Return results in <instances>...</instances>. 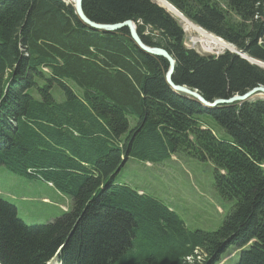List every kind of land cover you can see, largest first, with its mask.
I'll return each mask as SVG.
<instances>
[{
	"label": "trees",
	"instance_id": "obj_1",
	"mask_svg": "<svg viewBox=\"0 0 264 264\" xmlns=\"http://www.w3.org/2000/svg\"><path fill=\"white\" fill-rule=\"evenodd\" d=\"M167 1L264 62V0ZM83 7L97 23L135 22L146 45L176 59L174 83L210 102L264 86V69L238 54L186 47L153 0ZM167 70L127 28L93 29L66 1L0 0V171L73 200L70 213L28 225L0 195L1 264H47L60 247L62 264H219L231 245L236 264H264V98L206 108L176 93ZM174 155L213 165L217 192L234 203L217 229H190L160 198L117 181L130 158Z\"/></svg>",
	"mask_w": 264,
	"mask_h": 264
},
{
	"label": "rangeland",
	"instance_id": "obj_2",
	"mask_svg": "<svg viewBox=\"0 0 264 264\" xmlns=\"http://www.w3.org/2000/svg\"><path fill=\"white\" fill-rule=\"evenodd\" d=\"M185 33L186 47L205 56L223 52L216 49L210 52L204 50L201 45L192 42L191 34ZM8 173L15 178L20 176L11 171ZM117 181H122L141 193L160 198L182 216L190 229H217L234 204L223 199L217 192L214 167L209 161L184 155H174L164 162L152 164L130 158L121 169ZM2 194H7L10 200L16 197L18 217L28 225L46 224L55 220L68 208L70 202L66 196L60 198L63 194L49 184L43 181L29 183L24 177L16 189L12 185L0 183V195ZM237 258L238 252L231 245L223 253L219 264H236Z\"/></svg>",
	"mask_w": 264,
	"mask_h": 264
},
{
	"label": "bare ground",
	"instance_id": "obj_3",
	"mask_svg": "<svg viewBox=\"0 0 264 264\" xmlns=\"http://www.w3.org/2000/svg\"><path fill=\"white\" fill-rule=\"evenodd\" d=\"M63 1H66L68 2L67 0H63ZM71 2H73V0H70ZM154 2H156L158 5H160L161 7H163L168 13H170L174 18L175 20H177L180 25L182 27H184V31L191 34V37H192V42L193 43H197L198 45H201V47L204 49V50H207L210 52V50L212 49H216V51H223L222 53H224L225 50H233L234 48H236L232 43L230 42H227L225 41L223 38L215 35L213 32H209L207 31L206 29H204L203 27H201L200 25H197L195 23H193L192 21H190L184 14H182L176 7H174L171 3H169L167 0H153ZM71 2H68L71 4ZM88 17V16H87ZM89 18V17H88ZM90 19V18H89ZM127 21H132V20H127ZM126 22V21H124ZM133 22V21H132ZM120 23H123V22H120ZM135 28H136V32L138 33L140 39L142 40V42L144 44H146L143 39L141 38L140 34H139V31H138V27L136 25L135 22H133ZM123 28H127L129 33H130V29L129 27H123ZM121 28V29H123ZM121 29H118V30H114V31H107V30H104V29H100V31H103V32H110V33H113V32H116V31H119ZM97 30V29H96ZM99 30V29H98ZM130 37L132 39V36H131V33H130ZM133 40V39H132ZM186 41V40H185ZM133 42L135 43V41L133 40ZM136 44V43H135ZM137 45V44H136ZM138 46V45H137ZM139 47V46H138ZM153 47H156V46H153ZM140 48V47H139ZM141 49V48H140ZM192 49V48H191ZM195 49V48H194ZM237 49V48H236ZM238 50V49H237ZM197 51V50H196ZM214 51V50H213ZM240 51V50H238ZM220 53V52H218ZM234 53V52H233ZM221 54V53H220ZM200 55V54H199ZM216 55H219V54H216ZM156 56V55H155ZM160 57V56H159ZM245 57L249 60H251L252 62H256V63H259L260 60H257V59H254V58H251L247 55H245ZM163 58V57H162ZM174 62H175V69H176V59L172 56ZM250 62V61H249ZM262 62V61H261ZM167 63H168V70L166 72V75H165V78L167 80V75L169 74L170 70H171V65L169 63V61L167 60ZM175 69L173 70V74H172V79L174 77V73H175ZM179 86H182V87H185L187 90H189L188 92H183V91H180V90H176L174 89L172 86H170L176 93H179V94H184L188 97H192L194 99H196L198 102H200L204 107L206 108H212L214 106H219V105H222V104H230V103H236V102H245L249 99H254V98H264V96H261V94H257L256 96L255 93H251V91H253L254 89H257V88H260V87H263L264 86H259V87H256V88H253L251 90H249L248 92L242 94V95H235V96H232L228 99H216L214 100L213 102H210L208 101L205 97H203L201 95V93L196 90V89H192L186 85H179ZM194 93H196L197 95L200 96V98H198L197 96L194 95ZM217 101H219L220 103H216ZM208 103V104H206ZM212 105V106H208V105ZM126 160V159H125ZM124 163V162H123ZM152 164V163H151ZM123 166V165H122ZM215 171V170H214ZM1 264V263H0Z\"/></svg>",
	"mask_w": 264,
	"mask_h": 264
},
{
	"label": "water",
	"instance_id": "obj_4",
	"mask_svg": "<svg viewBox=\"0 0 264 264\" xmlns=\"http://www.w3.org/2000/svg\"><path fill=\"white\" fill-rule=\"evenodd\" d=\"M72 5H73V7L75 9V12H76V15L78 16V18L83 23L87 24L88 26H90L93 29H99V30L100 29H104V30H107V31H114V30L121 29L123 27H129L132 39L135 41V43L143 51H145L146 53L151 54V55H156V56L163 57L164 59L169 61L170 65H171V70H170L169 74L167 75V83L170 86H172L174 89H176V90H180V91H183V92H188L189 91L185 87L179 86L176 83H174V81H173V79L171 77L172 74H173V70L175 69V62H174V60L172 58V55L164 48L153 47V46H148V45L144 44L142 42V40L140 39L138 33L136 32V28H135V26H134L132 21H126V22H123V23H114V24L97 23V22H94L91 19H89L87 17V15L85 14L84 7H83V0H73ZM230 51L238 54L239 56L243 57L244 59H247L245 57L246 54L243 51H238L236 48H234L233 50H230ZM247 60L250 61V63L255 64L258 67L264 69V62L259 61V63H256V62H252L249 59H247ZM251 93H255L254 96H256L257 94H261V96H264V88L260 87V88L254 89L253 91H251ZM194 95L197 96L198 98H200V96L197 95L196 93H194ZM216 103H220V102L217 101ZM206 104H208V103H206ZM208 106H212V105L209 104ZM214 107H216V106H214ZM214 107H212V108H214Z\"/></svg>",
	"mask_w": 264,
	"mask_h": 264
}]
</instances>
